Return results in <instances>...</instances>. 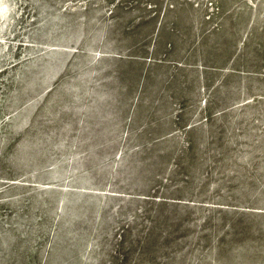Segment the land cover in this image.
<instances>
[{"label":"rangeland","instance_id":"obj_1","mask_svg":"<svg viewBox=\"0 0 264 264\" xmlns=\"http://www.w3.org/2000/svg\"><path fill=\"white\" fill-rule=\"evenodd\" d=\"M0 8V264H264V0Z\"/></svg>","mask_w":264,"mask_h":264},{"label":"bare ground","instance_id":"obj_2","mask_svg":"<svg viewBox=\"0 0 264 264\" xmlns=\"http://www.w3.org/2000/svg\"><path fill=\"white\" fill-rule=\"evenodd\" d=\"M3 9L0 8V15H1V13H3ZM58 54H63V56H65L66 50L65 49H58L51 56V63H50L49 68L47 69V72H50L51 70H53V71L56 70V67L58 66V64L57 65L54 64L55 63L54 58L56 56H58ZM98 118H99L98 121L100 124L97 127L96 136L98 138L97 142L99 143V150H97L98 153H97L96 157H98L101 160L104 157H107L109 155L108 147L110 146V144H108L107 142H109V140H110V135L108 133L103 134V135H99V133L104 130L105 125H106L105 121H107L109 119V115H108V113H104V114L100 115ZM131 159L132 158H130L128 156L117 158L114 162L110 163L109 165L105 164L103 166V168H105V166L108 167L110 169V176L114 177L115 179H117V178L120 179L122 177V173H120L118 171V168H120L122 166L131 168V166H132ZM105 171H106V168H105ZM106 174H107V172L105 173V176H106ZM125 176L127 179H130L131 177L134 176V172L126 174Z\"/></svg>","mask_w":264,"mask_h":264},{"label":"water","instance_id":"obj_3","mask_svg":"<svg viewBox=\"0 0 264 264\" xmlns=\"http://www.w3.org/2000/svg\"><path fill=\"white\" fill-rule=\"evenodd\" d=\"M1 216V215H0ZM2 216H1V219L0 220H2ZM3 219H6V218H3ZM7 221H8V223H10V224H12L8 219H7Z\"/></svg>","mask_w":264,"mask_h":264}]
</instances>
